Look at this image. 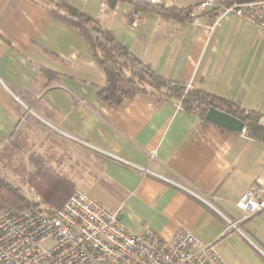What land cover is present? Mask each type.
Here are the masks:
<instances>
[{
    "label": "crops",
    "instance_id": "0c3cea01",
    "mask_svg": "<svg viewBox=\"0 0 264 264\" xmlns=\"http://www.w3.org/2000/svg\"><path fill=\"white\" fill-rule=\"evenodd\" d=\"M58 2L97 20L166 79L251 109L249 64L237 45L248 26L258 29L234 15L218 21L209 12L194 24L125 2L102 13V0H0V163L36 155L53 170L54 184L72 185L48 211L82 191L120 213L134 232L148 225L169 239L183 229L215 245L228 264H264V251L244 231L247 223L228 230V220L240 218V196L264 176V148L245 132L202 121L175 99L119 94L103 102L106 72L84 35L52 15ZM134 12L143 14L136 30ZM26 170L28 179L35 169Z\"/></svg>",
    "mask_w": 264,
    "mask_h": 264
},
{
    "label": "built area",
    "instance_id": "2783aa9c",
    "mask_svg": "<svg viewBox=\"0 0 264 264\" xmlns=\"http://www.w3.org/2000/svg\"><path fill=\"white\" fill-rule=\"evenodd\" d=\"M163 5L165 0H148ZM216 0H204L193 7L194 24L209 12L218 21L234 15L255 26L264 35V0L217 8ZM108 10L102 0L101 12ZM142 12H134L130 27L142 24ZM264 125V117L261 122ZM119 162H125L113 157ZM126 163V162H125ZM179 186V185H176ZM180 187V186H179ZM35 203L40 196L31 190ZM237 221L228 220V230L240 231L242 221L264 216V176L257 178L235 205ZM0 264H228L215 245H205L186 230L164 239L144 225L134 232L113 213L76 191L60 209L43 211L31 207L23 212L7 209L0 212Z\"/></svg>",
    "mask_w": 264,
    "mask_h": 264
},
{
    "label": "trees",
    "instance_id": "16d2710c",
    "mask_svg": "<svg viewBox=\"0 0 264 264\" xmlns=\"http://www.w3.org/2000/svg\"><path fill=\"white\" fill-rule=\"evenodd\" d=\"M253 1L258 0H219L217 8H227L235 4ZM118 2H125L144 13L157 14L178 22L192 20L190 13L193 7L152 5L143 0H108V5L112 8ZM56 6L57 9L52 11V15L62 23L75 27L84 35L90 43L94 57L106 72L107 84L99 89V97L103 102L109 103L119 94L125 98H131L137 94L150 93L169 100L180 101L184 110L196 114L204 122H207L206 114L209 109L214 107L240 119L245 125L246 137L264 144V125L260 123L264 115L257 110L243 108L201 89L188 88L166 79L149 65H144L137 57L133 56L115 35L111 31L103 29L97 20L66 3L58 2ZM91 33L96 36L90 37ZM46 74L48 73L46 72ZM31 158L36 170L32 173L29 184L38 191L37 187L41 184L37 182L38 177L43 174V169H46L48 165L39 156L33 155ZM31 207H39V204L31 201L19 189L13 188L0 176V212L7 209L23 212Z\"/></svg>",
    "mask_w": 264,
    "mask_h": 264
},
{
    "label": "rangeland",
    "instance_id": "374dc122",
    "mask_svg": "<svg viewBox=\"0 0 264 264\" xmlns=\"http://www.w3.org/2000/svg\"><path fill=\"white\" fill-rule=\"evenodd\" d=\"M237 46L239 52L243 54L246 63L249 64V98L247 105L251 107V109H255L264 115V35L260 34L255 28L248 26ZM255 142L264 148V144L257 141ZM33 165L31 159H29V161L14 159L8 162L7 166L0 163V176L10 183L13 188L19 189L26 197L35 202L30 195V191L33 187L29 185V183L26 184L28 181H31V176L28 179L24 178L25 173H27L26 169H35V165ZM43 170V180L40 179L41 176H39L37 180L39 184L41 183L37 188H40L39 192L43 197V201L39 203V208L48 212L51 208L50 202L69 191L72 185L67 183L54 184L53 170L47 166L46 169ZM45 199L52 201H47ZM243 224L247 225L244 231L249 234L258 247L264 251V216H258L253 220L248 219L242 221L238 226H242ZM256 250L258 251L257 248Z\"/></svg>",
    "mask_w": 264,
    "mask_h": 264
},
{
    "label": "water",
    "instance_id": "95a60500",
    "mask_svg": "<svg viewBox=\"0 0 264 264\" xmlns=\"http://www.w3.org/2000/svg\"><path fill=\"white\" fill-rule=\"evenodd\" d=\"M206 121L217 127L238 134H242L245 132V125L240 119L223 111L217 110L214 107H211L206 114Z\"/></svg>",
    "mask_w": 264,
    "mask_h": 264
}]
</instances>
